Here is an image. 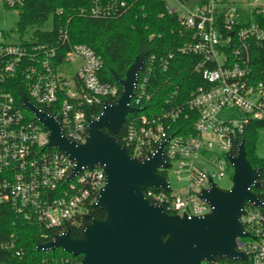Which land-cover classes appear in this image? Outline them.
<instances>
[{
  "label": "built area",
  "instance_id": "2783aa9c",
  "mask_svg": "<svg viewBox=\"0 0 264 264\" xmlns=\"http://www.w3.org/2000/svg\"><path fill=\"white\" fill-rule=\"evenodd\" d=\"M3 1L18 12L26 2ZM138 1L90 0V7L82 12L109 19L124 15ZM161 1L166 12L177 14L180 25L191 33L192 41L183 44L181 52L198 57L193 72L204 83L184 104L128 120L131 114L144 112L152 99V62L147 66L144 62L130 103L144 110L128 114L122 145L131 156L145 160L164 144L162 156L169 166L161 167L159 173L168 188L148 187L144 196L171 215L199 216L211 212L201 197L203 190L210 188L211 181L216 183L215 178L228 174L232 178L234 164L229 157L238 154L247 124L264 121V77L253 74L250 61V42L264 40V26L256 20V16L264 17V0H201L193 8L181 0ZM247 7H251L248 18L241 22L238 8L244 13ZM59 32L58 46H54L40 42L33 33L28 39L9 41L0 30V264H20L26 257L2 217L14 215L55 231L54 240L78 224L106 185L100 165L82 167L72 177L75 161L49 147L48 129L22 101L27 96L40 111L56 117L63 136L78 144L86 141L89 124L99 118L105 103L119 99L121 85L104 81L101 56L87 45H71L66 29L61 27ZM73 60L77 64L71 72L67 67ZM191 116L196 117L192 133L187 126ZM169 169L178 184L186 183L184 189H172L166 175ZM258 179V186L251 190L264 203V170L260 169ZM244 213L242 222L249 236L238 238L235 248L246 259L220 257L201 264H264V207L248 202ZM84 224H79L80 230Z\"/></svg>",
  "mask_w": 264,
  "mask_h": 264
},
{
  "label": "water",
  "instance_id": "95a60500",
  "mask_svg": "<svg viewBox=\"0 0 264 264\" xmlns=\"http://www.w3.org/2000/svg\"><path fill=\"white\" fill-rule=\"evenodd\" d=\"M147 50H143L121 78L112 76L122 88L115 103H105L99 118L89 124L84 143H75L61 133L56 117L40 111L23 97L27 107L50 134L49 147L66 152L75 161L74 177L82 167H104L106 185L97 196L95 208L105 212L104 219L88 216L81 228V238L70 231L54 240L39 244L36 251L60 249L83 258L80 264H201L217 257L246 259L235 248L238 238L248 237L242 217L248 202L264 207L251 188L259 184L260 168L247 160L244 142L238 143V154L229 157L234 164L233 185L220 189L211 181L201 197L211 212L188 216L171 215L144 196L148 187L168 188L159 173L169 165L162 154L164 144L145 160L130 155L117 138L128 114L143 111L130 105L139 72L144 67Z\"/></svg>",
  "mask_w": 264,
  "mask_h": 264
},
{
  "label": "trees",
  "instance_id": "16d2710c",
  "mask_svg": "<svg viewBox=\"0 0 264 264\" xmlns=\"http://www.w3.org/2000/svg\"><path fill=\"white\" fill-rule=\"evenodd\" d=\"M165 6V2L161 0H139L122 16L98 19L91 18L82 12L90 7V0H26L19 10L17 29L22 34L33 32L40 42L49 41L54 46H58L59 29L61 27L66 29L71 45H87L101 56L105 82H115L112 70L124 78L135 58L143 50H147L145 64L147 66L149 60L152 62L149 75L152 99L146 103L144 112L131 114L128 117L129 120L132 116L156 115L164 109L184 104L191 98L190 95L195 88L204 83L203 79L193 72L198 57L181 52L183 44L192 41L191 33L180 25L177 14L170 15L166 12ZM256 20L264 26L263 16H256ZM50 21L53 24L52 29L44 30ZM250 44L253 74L261 79L264 77V40L252 41ZM143 73L144 71L141 75ZM121 93L122 88L118 98ZM99 111L100 109H96L95 114ZM195 120L196 117L191 116L187 123L191 133ZM262 127H264V121L251 120L241 140L244 142L247 160L254 168L264 170V159L256 153L258 129ZM124 129L125 125L117 135L121 144H124ZM175 130L178 133L182 132ZM130 152L132 153L131 149ZM88 216L104 219L105 212L93 205L89 206L87 214L78 224L69 227L73 237H82L79 224L88 222ZM1 220L8 228H12L25 251L26 257L20 261V264H45L44 262L46 264H79L83 258V255L73 256L60 249L47 250V252L36 251L39 244L52 240L56 232L23 222L14 215L6 220L2 217ZM221 259L217 257L216 260Z\"/></svg>",
  "mask_w": 264,
  "mask_h": 264
},
{
  "label": "rangeland",
  "instance_id": "374dc122",
  "mask_svg": "<svg viewBox=\"0 0 264 264\" xmlns=\"http://www.w3.org/2000/svg\"><path fill=\"white\" fill-rule=\"evenodd\" d=\"M200 1L201 0H188L187 5L188 7L193 8V6H196L198 3H200ZM236 1H241V0H236ZM250 9L251 7H247V12L243 13V10L241 11V9L238 8L239 10L238 13L241 14L242 16L241 22H243L246 18H248V12ZM19 18H20L19 12L16 9L7 7L4 1L0 0V30H2V32H4V34L8 36L9 41H19L20 38L28 39L31 37L30 35L33 33L29 31L24 33V35H22L17 31ZM52 27L53 24L50 21L45 26L44 30L49 31L52 29ZM76 64H77V60H73L71 63L68 64L67 68H69L71 72H74L76 68ZM232 116L237 117V114H233ZM256 145H257L256 148L257 155L260 158L264 159V127L258 129V139ZM166 175L173 190L184 189L186 187L185 182H182L181 184L177 183L171 169L166 171ZM215 180H216V185L222 190H229L230 188H232L233 180L230 174L220 179L215 178Z\"/></svg>",
  "mask_w": 264,
  "mask_h": 264
}]
</instances>
